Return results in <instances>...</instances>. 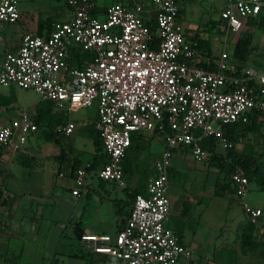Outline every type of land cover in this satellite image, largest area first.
I'll return each instance as SVG.
<instances>
[{"label":"built area","instance_id":"1","mask_svg":"<svg viewBox=\"0 0 264 264\" xmlns=\"http://www.w3.org/2000/svg\"><path fill=\"white\" fill-rule=\"evenodd\" d=\"M66 20L53 21L44 35L25 31L0 63V84L30 89L56 110L94 106L93 121L105 161L96 177L125 186L122 158L133 133H157L163 148L154 174L129 206L114 233H81L85 248L114 257L118 264H179L188 248L166 221L170 211L169 168L176 151L196 161L209 160L215 148L233 145L225 126L249 123L254 116L264 130V71L231 66L222 49L210 67L200 64L197 37L176 28L179 0H150L151 16L138 0L114 1L102 18L92 16L90 0H65ZM264 17V0H226L219 11L226 31L238 32L250 18ZM20 18L18 0H0V24ZM89 51L88 57L83 56ZM78 54V55H76ZM67 121L57 128L68 135ZM37 125L27 110L0 119V147L19 149ZM89 162L72 173L73 193L87 184ZM63 175V171L58 173ZM229 179L240 198L249 189L238 168ZM252 223L262 208L248 209Z\"/></svg>","mask_w":264,"mask_h":264},{"label":"crops","instance_id":"2","mask_svg":"<svg viewBox=\"0 0 264 264\" xmlns=\"http://www.w3.org/2000/svg\"><path fill=\"white\" fill-rule=\"evenodd\" d=\"M114 1L132 0H90L88 11L92 16L102 18L105 6ZM138 1L144 4L146 14L152 16L155 13L150 0ZM205 1L206 8L212 14L217 12L214 16H217V20L211 21V26L219 31L220 36L219 42L216 34H212L209 42H206L207 38L200 42V64L210 67L212 60L224 49L228 54L229 65L249 66L264 71V28L246 24L238 32L226 31L219 17L226 0ZM179 2L181 9L176 28L202 39L189 32L185 4L182 0ZM18 9L20 18L17 22L0 24V63L6 51L16 49L23 32L47 34L53 21L66 20L72 10L65 0H28L27 4L18 0ZM243 32L249 33L251 37L250 50L245 60L241 61L234 56L233 48ZM23 90L27 89L0 84L1 120L16 117L24 109L33 119L35 115L42 117L34 133L27 137L19 149L0 147V264H118L114 257L83 247L79 239L81 233H114L124 223L130 206L128 181L120 187L114 182L97 178L96 170L101 165H95L88 171L87 184L78 195L72 191L74 168L91 161L93 156L92 150L90 156L81 158L83 149L79 148L78 143L84 141L93 144L94 133L91 128L96 118L95 107H84L90 109L82 120L71 116L73 111L80 108L66 113L53 106V111L43 112L44 109L37 106L36 102L43 99L38 95L36 100L29 101L27 98L30 94H25ZM64 119H71L75 123L71 134L58 131L60 124L56 125L55 130L58 132L54 129L40 131V127L47 129L49 121L56 124ZM94 132L96 134L97 130L94 129ZM143 134L133 133V136L137 140ZM214 151L216 155L224 156L225 151L222 149L217 147ZM60 171H63V175L58 174ZM248 192L237 201L243 209L246 206L257 207L249 202ZM169 215L166 224L171 227ZM263 216L256 224L243 220L230 221L223 230L213 231L209 243L219 245L209 248L207 252H200L204 244L195 235L196 232L188 235L184 232L185 226L175 222V227L171 228L189 250L187 255L180 258L179 264H264V222L260 221ZM247 222L253 225L251 238L254 244L249 247L241 241L242 228Z\"/></svg>","mask_w":264,"mask_h":264},{"label":"rangeland","instance_id":"3","mask_svg":"<svg viewBox=\"0 0 264 264\" xmlns=\"http://www.w3.org/2000/svg\"><path fill=\"white\" fill-rule=\"evenodd\" d=\"M23 1L27 4L28 0ZM99 1L108 2L110 0ZM182 1L185 4L189 32L195 33L202 39L207 38L206 42H209L212 34H216L217 42H219L220 33L215 28L213 30L211 26V21L217 20V16L214 17L217 12L212 14L206 8L205 0ZM23 92L30 94L27 98L29 101L38 98V94L33 90L27 89ZM36 102L37 106H41L44 110H54L53 105L46 100ZM88 109L90 108H80L73 111L71 116L82 120L87 117ZM64 120L56 124L49 121L47 129L40 127V131L48 132L52 129L57 131L55 130L56 125H63L67 121ZM94 129V124H92L91 132L95 135ZM238 132L239 136L235 141L234 149L249 155L256 168L254 172H250V189L247 194L250 198L249 202L264 211V130L257 122L239 126ZM163 144L161 135L145 133L128 147L126 159L130 165V171L125 173V184L128 181L129 188L134 185L146 186L155 172L153 163L158 158ZM78 145L83 149L80 155L83 159L90 156L92 150L94 151V145L91 142L81 141ZM172 164L173 167L168 177L171 200L169 224L171 227H175V222L184 225V232L188 235L196 232L195 235H198L204 244L200 252H207L209 248L219 245L214 242L213 245L209 243V236L213 231L223 230L230 221H250L247 214L250 206L243 209L242 204L240 206L237 204L240 196L230 182L226 164L220 167L209 160L196 161L190 153L182 150L176 151L172 157ZM260 221L264 222V216ZM262 228L264 229V223Z\"/></svg>","mask_w":264,"mask_h":264},{"label":"trees","instance_id":"4","mask_svg":"<svg viewBox=\"0 0 264 264\" xmlns=\"http://www.w3.org/2000/svg\"><path fill=\"white\" fill-rule=\"evenodd\" d=\"M248 24L252 25V26L264 28V17L259 16L257 18H250L248 20ZM250 37H251V35L249 33L243 32V33H241V35L239 36V38L237 39V41L234 44L233 54L237 59H239L241 61L245 60V58H246V56L250 50ZM202 41L204 42L203 39L197 38V46L198 47L200 45V42H202ZM76 55H78V54H76ZM82 55L85 57H88L90 55V53H89V51H84ZM48 103H50V102H48ZM45 111H47V110H43V112H45ZM41 119H42L41 116L35 115L34 121L36 122L37 126H39ZM250 123H253V124L257 123L254 116L251 118L249 123H242V124L246 125V124H250ZM238 126H239V123H233V124H229V125L225 126L226 135L232 141V143L235 142L239 136ZM134 137L135 136H133V134H132L130 145H132V143L134 142V140H135ZM93 145H94V152H93V156H92L91 161H89V167H88L89 170L92 169L93 166H95V165L97 166L98 164L101 165L105 161V154L102 150L101 139L98 135V132H96V134L94 135ZM128 147H127V149H128ZM127 149L125 150L123 158H122V169H123L124 173L130 171V165L128 164L127 159H126ZM62 153H63V149L61 148V154ZM101 158H103V159H101ZM212 160H214V161H212ZM209 161L215 163L217 166H220V167L223 166V164L224 165L227 164V166H228L227 172L228 173L231 169L238 168L248 177L249 181H250V172L252 173L256 169L254 164H253L254 163L253 159L247 154H243V153L236 151L234 149L233 145L225 150L224 156L216 155L215 152L212 153L211 157L209 158ZM76 163H77V161H76ZM171 170H172V166L169 168V173L171 172ZM216 183H217V181H216ZM144 191H145L144 187H142L140 185H134L132 188H130L128 190V193H127V196L129 198V205H131L132 199L137 193H144ZM252 230H253V225L251 222H247L243 226L242 233H241V241H242L244 246L249 247V246H252L254 244V242L252 241V238H251L252 237Z\"/></svg>","mask_w":264,"mask_h":264}]
</instances>
